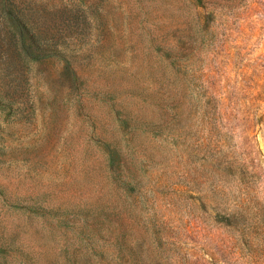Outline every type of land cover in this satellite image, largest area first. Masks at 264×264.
<instances>
[{
	"label": "rangeland",
	"instance_id": "374dc122",
	"mask_svg": "<svg viewBox=\"0 0 264 264\" xmlns=\"http://www.w3.org/2000/svg\"><path fill=\"white\" fill-rule=\"evenodd\" d=\"M0 264H264V0H0Z\"/></svg>",
	"mask_w": 264,
	"mask_h": 264
}]
</instances>
